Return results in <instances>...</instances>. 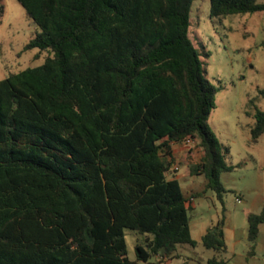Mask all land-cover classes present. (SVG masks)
Here are the masks:
<instances>
[{
    "label": "trees",
    "instance_id": "obj_1",
    "mask_svg": "<svg viewBox=\"0 0 264 264\" xmlns=\"http://www.w3.org/2000/svg\"><path fill=\"white\" fill-rule=\"evenodd\" d=\"M16 1L35 25L23 49L48 55L0 79V264H143L195 246L186 196L167 176L171 143L197 140L190 172L221 202L230 166L207 124L217 88L188 34L193 0ZM209 1L211 18L264 12L258 0ZM254 118L257 142L264 110ZM224 211L200 239L217 254ZM246 219L252 254L264 205Z\"/></svg>",
    "mask_w": 264,
    "mask_h": 264
},
{
    "label": "rangeland",
    "instance_id": "obj_2",
    "mask_svg": "<svg viewBox=\"0 0 264 264\" xmlns=\"http://www.w3.org/2000/svg\"><path fill=\"white\" fill-rule=\"evenodd\" d=\"M209 7V0L192 1L188 34L202 75L217 88L207 124L218 141L220 159L230 166L219 172L223 201L205 187L202 174H191L189 167L201 156L197 140H191L189 155L177 156L172 171L184 174L178 181L189 204L190 234L198 243H178L176 256H155L143 264H200L197 261L213 255L226 264H264V222L251 254L246 219L247 213H258L264 205V133L257 142L251 141L250 134L256 110H264V12L211 18ZM34 31L35 25L16 0H0V79L44 61L47 51L23 49ZM223 206L226 250L217 254L206 249L199 237L221 216ZM137 240L133 230L125 229L130 259L135 258Z\"/></svg>",
    "mask_w": 264,
    "mask_h": 264
},
{
    "label": "crops",
    "instance_id": "obj_3",
    "mask_svg": "<svg viewBox=\"0 0 264 264\" xmlns=\"http://www.w3.org/2000/svg\"><path fill=\"white\" fill-rule=\"evenodd\" d=\"M190 144H185L184 142H178V143H171V153H172V158H173V164H174V162H176L175 160H177V156L178 157H180V156H188L189 155V148H190ZM188 148V149H187ZM187 149V150H186ZM185 150H186V152H185ZM191 152V151H190ZM201 153H202V151H201ZM170 172L168 173V178H171V177H174V178H176V179H180V178H183V177H181V176H184V174H183V172L182 171H177V172H173L172 171V167L170 168V170H169ZM180 174H181V176H180ZM186 205H189L188 203H187V200H186ZM191 206H193V204L191 205ZM214 224V223H213ZM189 227H190V224H189ZM207 230V229H206ZM206 230L200 235V237H199V241H200V239H201V236L206 232ZM196 240V239H195ZM254 253V252H253ZM169 259V258H168ZM206 261V260H205ZM205 261H197V262H199L200 264H204L205 263Z\"/></svg>",
    "mask_w": 264,
    "mask_h": 264
},
{
    "label": "built area",
    "instance_id": "obj_4",
    "mask_svg": "<svg viewBox=\"0 0 264 264\" xmlns=\"http://www.w3.org/2000/svg\"><path fill=\"white\" fill-rule=\"evenodd\" d=\"M191 140H193V139H191V138H186L183 142L186 143V144H189Z\"/></svg>",
    "mask_w": 264,
    "mask_h": 264
}]
</instances>
